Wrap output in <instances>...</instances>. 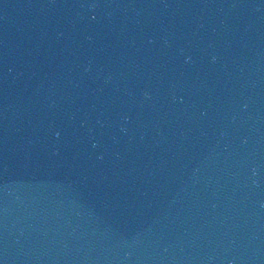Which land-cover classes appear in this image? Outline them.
I'll return each mask as SVG.
<instances>
[{"label": "water", "instance_id": "1", "mask_svg": "<svg viewBox=\"0 0 264 264\" xmlns=\"http://www.w3.org/2000/svg\"><path fill=\"white\" fill-rule=\"evenodd\" d=\"M0 264H264V0H0Z\"/></svg>", "mask_w": 264, "mask_h": 264}]
</instances>
